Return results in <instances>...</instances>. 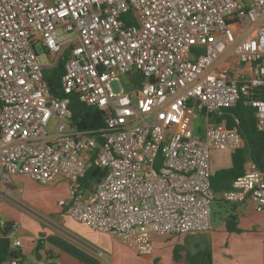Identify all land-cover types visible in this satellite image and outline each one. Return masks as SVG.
Wrapping results in <instances>:
<instances>
[{"label": "built area", "instance_id": "built-area-1", "mask_svg": "<svg viewBox=\"0 0 264 264\" xmlns=\"http://www.w3.org/2000/svg\"><path fill=\"white\" fill-rule=\"evenodd\" d=\"M64 55L57 98L44 71ZM121 74L129 90L113 89ZM71 93L104 112L102 128L73 124ZM239 102L264 131V0H0V179L64 180L66 213L139 255L154 235L209 230L218 196L264 211L251 160L218 196L211 186V152L244 146L226 118ZM93 157L104 175L83 190Z\"/></svg>", "mask_w": 264, "mask_h": 264}, {"label": "crops", "instance_id": "crops-1", "mask_svg": "<svg viewBox=\"0 0 264 264\" xmlns=\"http://www.w3.org/2000/svg\"><path fill=\"white\" fill-rule=\"evenodd\" d=\"M11 191L18 192L25 204L11 198ZM55 191L60 193L58 199L67 196L64 180L40 184L22 174L12 175L8 182L0 179V221L17 222L14 239L21 243L23 254L19 264H37L46 257L51 264H185L186 251L205 247L211 250L212 264H264V211H255L249 201L232 205L239 231H228L223 220L203 232L154 235L152 253L139 255L118 238L73 219L65 206L46 208L43 195ZM13 201L17 207L11 205ZM38 241L41 247L36 253ZM176 246L181 247L179 260L173 258ZM2 264H10V259Z\"/></svg>", "mask_w": 264, "mask_h": 264}, {"label": "trees", "instance_id": "trees-1", "mask_svg": "<svg viewBox=\"0 0 264 264\" xmlns=\"http://www.w3.org/2000/svg\"><path fill=\"white\" fill-rule=\"evenodd\" d=\"M65 59L66 55L60 58L55 66L47 68L44 71L50 93L57 98L66 96L60 84V77L64 70ZM68 97L70 100L69 107L72 112L71 118L76 127L96 131L104 126V112L102 110L95 106H87L82 103L76 93H71ZM230 114L236 116L238 121H234ZM226 118L227 126L237 129L243 137L244 146L231 151V166L229 168L212 172L211 186L215 193H217V196L223 190L227 189L235 178L246 172L247 162L249 160L255 163L259 169L264 170V131L260 130L256 125L254 108L245 106L239 102L234 107L227 110ZM103 175L104 170L96 164L93 157L84 175L80 178L82 189L87 190L90 185H95ZM216 199L223 201L219 196ZM228 204L231 205L232 210V205L234 204ZM224 221L228 231H239L236 227V214L231 212ZM10 231V222H5L4 225L0 227V264L11 258H16L20 261L23 258L21 248L12 246L10 238L6 236ZM40 247L41 244L38 241L35 248L36 253ZM180 251V246H176L173 249V258L175 260L182 258ZM183 258L185 264H212L211 250L209 247L197 249L193 252L186 251Z\"/></svg>", "mask_w": 264, "mask_h": 264}, {"label": "rangeland", "instance_id": "rangeland-1", "mask_svg": "<svg viewBox=\"0 0 264 264\" xmlns=\"http://www.w3.org/2000/svg\"><path fill=\"white\" fill-rule=\"evenodd\" d=\"M61 33H62L61 29H58L57 34L61 35ZM70 36L64 37V40L69 38ZM36 50L41 55L42 62L44 64H47L50 59L47 55L44 54L42 46L39 43L36 44ZM119 82L122 84V86L124 87L125 90H129L130 88H132V85L130 83V78L127 74H121V75H119L118 80L112 81V87L116 91H118L120 89ZM57 122H58V118L52 117L50 120V123H49L50 128H52ZM195 124L203 126V124H204L203 118L199 117ZM210 164H211V171L212 172L217 171V170H221V169L229 168L231 166V151L222 150V149L213 150L211 152V155H210ZM16 185L18 187H20L21 183L17 182ZM35 187L39 188V189L46 188L45 186H42L39 184H35ZM30 188L33 189L32 186H30ZM9 194H10L11 198H13L14 200L25 204L22 201L21 196L19 195L18 192L11 191ZM44 194H45V192H44ZM43 196H45V199L43 201L46 205V208L54 209L57 206H59L58 205V200H59L58 198L60 197L59 192L55 191V192H51L50 194H45ZM34 202H38V200L35 199ZM10 203L12 206L17 207V205L15 204L16 203L15 201L10 202ZM0 209L2 210L3 206H0ZM231 212H232L231 205H229L228 203H226L224 201L214 199L211 202V227H215V226L221 224L223 222V220Z\"/></svg>", "mask_w": 264, "mask_h": 264}, {"label": "water", "instance_id": "water-1", "mask_svg": "<svg viewBox=\"0 0 264 264\" xmlns=\"http://www.w3.org/2000/svg\"><path fill=\"white\" fill-rule=\"evenodd\" d=\"M93 185H90V187L88 188V190L90 191L92 189ZM88 192L85 193V195H87Z\"/></svg>", "mask_w": 264, "mask_h": 264}]
</instances>
